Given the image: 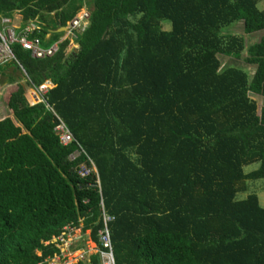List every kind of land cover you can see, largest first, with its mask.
Masks as SVG:
<instances>
[{
    "label": "trees",
    "instance_id": "1",
    "mask_svg": "<svg viewBox=\"0 0 264 264\" xmlns=\"http://www.w3.org/2000/svg\"><path fill=\"white\" fill-rule=\"evenodd\" d=\"M262 1L0 0V19L37 23L45 47L90 14L73 50L66 41L36 59L12 45L34 87H55L35 105L13 82L2 96L0 264H41L81 224V247L97 254L77 264H101L102 204L116 264H264V206L258 194L237 199L264 178V107L251 98H264V38L223 33L239 22L263 31ZM244 52L253 74L219 58Z\"/></svg>",
    "mask_w": 264,
    "mask_h": 264
},
{
    "label": "built area",
    "instance_id": "2",
    "mask_svg": "<svg viewBox=\"0 0 264 264\" xmlns=\"http://www.w3.org/2000/svg\"><path fill=\"white\" fill-rule=\"evenodd\" d=\"M89 18L90 14L88 11H81L74 20L64 27L65 29L61 28V30L64 32L63 37L49 47H45L43 45V40L40 36H38L41 33L42 28L37 23L30 22L24 28H21V26L16 27V25L12 23L11 19L1 18L0 65L17 61L12 51L13 44H20L23 49L29 51L36 59L54 56L66 41H69V49L73 50L78 46L77 42H75L77 34L83 33L86 30L89 24ZM49 38L50 35L47 37V39ZM34 90L36 93H38L34 96L36 100L34 103L29 104L35 105L45 102L43 96L49 91L48 85L44 84L40 87H35ZM47 107L50 108L49 105H47ZM58 120L59 123L55 130L61 143L63 145H67L73 142L74 137L67 125L59 117ZM81 152L85 154L83 150H80L72 155L71 159H75L77 156H80ZM78 173L82 178H86L92 174V169H90L87 165H82ZM97 184L100 186L99 179H97ZM101 209L103 228L99 231V242L105 249V251L102 252L101 264H116L112 247L111 232L109 228V224L114 220V217L106 212L103 204ZM73 231L74 230L71 228H65L64 233L53 240V243L56 244V246L60 249V254L47 258V260L41 264H72L66 259L68 257V249L74 244L76 240V236Z\"/></svg>",
    "mask_w": 264,
    "mask_h": 264
},
{
    "label": "rangeland",
    "instance_id": "3",
    "mask_svg": "<svg viewBox=\"0 0 264 264\" xmlns=\"http://www.w3.org/2000/svg\"><path fill=\"white\" fill-rule=\"evenodd\" d=\"M258 7L260 9H264V1L259 3ZM82 11H87V10L83 9ZM162 24L164 25V28L167 30L171 28V24L169 22H167L166 20L162 21ZM227 31H229L230 33L242 35L245 38L246 44H253V43L259 42L260 40H262V38H264V30L257 32V33H254V34H249V35L244 34L242 22H239V23L235 24L234 26H231L230 28H225L223 30V33L227 32ZM246 55H247L246 52H244L242 54V58H240V59H234V58H230V57L223 56V55L222 56L220 55L219 58L223 64V66L231 65V66L239 67L241 69L244 68L249 73L253 74L257 67L255 65H247L244 62V58L246 57ZM31 89H33V90H26L25 94H24L28 103H34L36 100L34 98V95H33V97H30L31 96L30 93L33 91L35 92L34 88H31ZM35 94H38V93L35 92ZM251 98H253L255 101H257L259 106L264 107V98L263 97L251 95ZM5 110H7V109L4 107V105L2 103V99L0 98V120L2 118H4L5 115L7 114V113L5 114V112H6ZM8 116H11V114H9V112H8ZM260 166H261V162L257 161V162H254V163H251V164L244 166V170H245V172H250V171H253V170L259 168ZM246 183H247V190L243 191V192H239L237 194V199L243 200V199H246L249 195L258 194L260 197V200H261V204L264 206V178L250 179V180H247ZM82 227H83V224H81L80 227H74V228L70 227V228L74 230L73 233L76 234L75 236L77 237L80 234H82L81 233ZM85 234L88 235V232ZM83 238H84V236H83ZM76 243H78V242H75L72 245L74 248H76L78 246V244H76ZM84 245L86 247L85 252H88V253L85 256L82 255L80 259H82L83 262H89L91 255L97 254V252H96L97 245L92 243V242L91 243L86 242V243H84ZM80 255H81V252H75V250L73 251L72 254L68 253V262H70L72 264L79 263L80 261H79L78 256H80Z\"/></svg>",
    "mask_w": 264,
    "mask_h": 264
},
{
    "label": "crops",
    "instance_id": "4",
    "mask_svg": "<svg viewBox=\"0 0 264 264\" xmlns=\"http://www.w3.org/2000/svg\"><path fill=\"white\" fill-rule=\"evenodd\" d=\"M11 20H12V23L16 25V27H20L21 26V23H22V17H21V15L16 14L13 17V19H11ZM11 82H13V83H11ZM10 83L11 84H20L25 89V91L26 90H33L31 88H35L33 86V84H31V82H30V80H29L26 72L23 69H18L13 62L4 64V65H0V98L1 99H2V96L4 94L5 89L9 87ZM47 85H48V88H54L55 87V84L52 81H49L47 83ZM30 94H31L30 97H33V95L35 96V92L34 91L31 92ZM4 107H5V105H4ZM5 111H6L5 114L7 113L5 115V117H6V116H8V112L9 111L8 110H5ZM78 237H81V242L80 243H76V244H78V246L76 248H74L73 246H71L68 249V253L69 254H72L74 250H75V252H81V255L78 256V258H79V261H83L82 259H80L81 256L82 255L85 256L88 252H85V249H83L81 247L83 245L82 244L83 235L80 234L79 236H77V238ZM66 260L68 261V257H67Z\"/></svg>",
    "mask_w": 264,
    "mask_h": 264
},
{
    "label": "bare ground",
    "instance_id": "5",
    "mask_svg": "<svg viewBox=\"0 0 264 264\" xmlns=\"http://www.w3.org/2000/svg\"><path fill=\"white\" fill-rule=\"evenodd\" d=\"M80 240H81V237H78V238L76 237L75 242H79ZM75 242H74V243H75Z\"/></svg>",
    "mask_w": 264,
    "mask_h": 264
},
{
    "label": "clouds",
    "instance_id": "6",
    "mask_svg": "<svg viewBox=\"0 0 264 264\" xmlns=\"http://www.w3.org/2000/svg\"><path fill=\"white\" fill-rule=\"evenodd\" d=\"M81 11H82V10H81ZM81 11H80V12H81ZM63 29H65V28H63ZM61 31H62V30H61ZM62 32H63V31H62ZM47 83H48V82H47ZM47 83H46V84H47ZM50 89H52V88H49V90H50Z\"/></svg>",
    "mask_w": 264,
    "mask_h": 264
}]
</instances>
